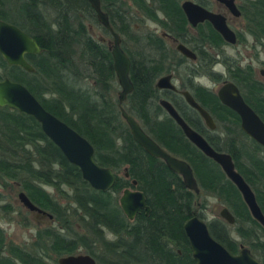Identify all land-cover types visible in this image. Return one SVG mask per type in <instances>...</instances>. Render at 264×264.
Segmentation results:
<instances>
[{"label": "trees", "instance_id": "trees-1", "mask_svg": "<svg viewBox=\"0 0 264 264\" xmlns=\"http://www.w3.org/2000/svg\"><path fill=\"white\" fill-rule=\"evenodd\" d=\"M182 1L100 0V7L114 31L129 39L122 40L121 47L131 62L133 88L122 105L160 147L190 165L200 195L186 189L178 174L132 139L120 104L112 96L118 83L111 50L92 36L89 26L109 32L98 23L87 0H0V20L20 27L41 48V54L25 56L34 67L31 74L9 67L0 54V79L8 77L25 85L48 112L82 135L93 146L97 164L111 167L116 176L111 190H94L34 118L1 107L0 182L18 183L36 207L52 215L49 221L54 225L36 231L29 248L6 242L0 229V264H57L62 255L79 249L97 264H196L183 224L193 213L206 219L208 197L227 207L235 218L230 226L220 218L209 221L211 236L230 253L244 245L264 264V227L252 218L219 165L186 139L159 104L160 99L168 100L214 150L231 156L264 214V148L242 132L239 117L221 104L215 90L196 80L203 76L216 84L235 83L263 122L264 82L250 65L243 67L226 56L218 61L225 45L222 37L207 22L191 27ZM194 1L209 8L206 0ZM135 9L164 37L134 33ZM240 11L252 41L264 47V0H242ZM166 37L187 46L197 59L179 55L167 45ZM218 62L224 66L222 71L215 70ZM170 73L179 90L189 91L209 112L215 131L205 128L179 93L155 87L159 76ZM129 187L141 191L150 208L148 215L140 211L133 221L125 217L118 202ZM2 198L0 193V210L6 213L10 203Z\"/></svg>", "mask_w": 264, "mask_h": 264}, {"label": "water", "instance_id": "water-1", "mask_svg": "<svg viewBox=\"0 0 264 264\" xmlns=\"http://www.w3.org/2000/svg\"><path fill=\"white\" fill-rule=\"evenodd\" d=\"M90 7L95 11L98 23L102 28L109 31L113 38V43L109 47L111 50V58L113 59V70L119 84L118 101L123 103L127 95L132 91V82L129 79L130 59L121 48V38L119 34L110 26L107 13L100 7V0H87ZM223 4L232 15L239 17L235 0H214ZM181 9L186 16L188 24L196 27L200 22L207 21L211 23L214 30L219 33L224 41L229 44H235L236 34L227 25L225 16L207 10L199 3L192 0H184L181 2ZM176 49L187 59L194 60L196 55L185 45L178 44ZM0 54L5 63L10 67H18L26 73L34 72L32 64L28 63L25 56L30 54H41V48L32 36H29L20 27L0 20ZM259 74L264 78V69L259 70ZM156 88L177 91L171 82V74L159 77ZM183 99L187 105L194 109L199 117L205 123L207 129L215 130V122L209 112L202 108L198 102L191 96L188 91H181ZM216 95L221 104L232 110L240 119L239 127L242 132L264 148V122L254 110L245 103L241 96L237 85L226 82L218 90ZM160 105L168 113L171 119L175 120L184 136L190 141L194 147L201 151L205 157L218 164L224 172L227 179L232 181L238 192H240L243 202H245L252 218L264 227V214L260 211L258 203L255 199V193L249 187L248 183L243 179L239 171H236L231 156L222 151L214 150L207 140L201 134L192 130L185 120L179 116L172 104L167 100H161ZM7 107L10 110H16L20 114H25L34 118L43 134L59 148L64 158L71 165L79 168L81 176L89 187L99 192H107L111 190L115 183L116 176L112 168L99 166L95 161L94 148L90 143L71 126L65 124L57 116L48 112L32 95L25 85L20 84L3 77L0 79V108ZM120 112L122 119L127 124L132 139L151 157L160 159L166 164L172 173H177L182 178L185 188L193 191L195 194L199 192L198 184L195 181L194 173L190 165L183 160L172 156L162 149L153 139H151L142 129L141 125L128 114L121 106ZM124 176H127L125 172ZM136 182L132 181V186ZM119 207L125 217L133 221L136 213L140 210L146 215L149 214L150 208L146 204V197L143 193L136 189L126 188L119 196ZM18 200L30 212L46 215L52 218L51 214L36 207L24 192L18 194ZM220 217L227 223H234V216L226 207L219 210ZM185 236L188 239L191 248L192 258L196 264H260L257 258L251 254L247 247L241 246L237 254H231L225 246L219 244L213 236H211L208 225L199 217L192 216L183 224ZM57 264H97L94 257L88 253H75L72 255H62L57 259Z\"/></svg>", "mask_w": 264, "mask_h": 264}, {"label": "rangeland", "instance_id": "rangeland-1", "mask_svg": "<svg viewBox=\"0 0 264 264\" xmlns=\"http://www.w3.org/2000/svg\"><path fill=\"white\" fill-rule=\"evenodd\" d=\"M209 2L210 9L214 12L223 13L229 22V26L233 30L242 31V35H244L245 39L241 42H238L236 45H224L222 48V56L230 57L232 60L239 62L241 66L250 65L252 70L256 76H258L261 80L264 79L258 74L260 69H264V47L256 46L255 42L252 41L251 37L244 32V24L245 21L243 19H236L232 15H230L226 9L217 2L213 0H206ZM242 0H236L238 5H241ZM134 12V11H133ZM141 19V18H140ZM134 33H146L147 31L155 32L162 35V31L151 22L146 21L136 22L133 25ZM92 36L96 39H99L102 42L107 43L109 46L113 43V38L102 31L101 28L93 25L89 26ZM122 40L128 41V37H121ZM167 39V45L170 48L175 49V42H173L169 37ZM215 69L222 71L224 66L221 63L216 64ZM203 81V82H198ZM197 82L202 86H205L211 90H217L220 85L211 82L207 77H202L197 80ZM120 87H117V90L112 94L113 98L117 100L118 92ZM124 108V106H123ZM125 109V108H124ZM20 192H24L20 189L18 183L12 181L0 182V193L2 194V199L4 202L10 203V210L6 213L3 210H0V229L3 231L6 242L11 241L15 245H21L28 247L35 240L36 231L45 226L54 225L53 222H48L47 219L40 216V214L36 212H30L26 209L21 202L18 200V194ZM211 197H208L209 204L208 209L205 211L204 215H206V221L209 222V216L214 218L218 217L217 208H219L220 203L216 200V203H212L210 200ZM83 249H79L75 253H83ZM73 253V254H75ZM53 262V261H52ZM54 264V263H53ZM56 264V262H55Z\"/></svg>", "mask_w": 264, "mask_h": 264}, {"label": "flooded vegetation", "instance_id": "flooded-vegetation-1", "mask_svg": "<svg viewBox=\"0 0 264 264\" xmlns=\"http://www.w3.org/2000/svg\"><path fill=\"white\" fill-rule=\"evenodd\" d=\"M184 1V0H183ZM193 2H195L194 0H192ZM214 1V0H213ZM216 2V1H215ZM197 3V2H196ZM182 4V3H181ZM198 4V3H197ZM200 4V3H199ZM219 4V3H218ZM221 4V3H220ZM219 4V5H220ZM201 5V4H200ZM225 9H226V11L230 14V15H232V13H230L228 10H227V8L223 5V4H221ZM235 5H236V7H237V9H238V11H240V5H238L237 3H236V0H235ZM202 6V5H201ZM204 7V6H203ZM204 8H206V7H204ZM207 10H211L210 9V5H209V8H206ZM212 11V10H211ZM133 12V11H132ZM183 12V11H182ZM214 12V11H213ZM216 13H219V12H216ZM221 13V12H220ZM219 13V14H220ZM221 14H223V13H221ZM224 15V14H223ZM133 16L135 17V21H134V24L133 25H135V23L136 22H143V23H146V21L144 20V18L141 16V15H139V13H138V11L135 9L134 10V12H133ZM225 16V15H224ZM234 18H236V19H243L242 18V12L240 11V16L239 17H236V16H234V15H232ZM186 17V16H185ZM141 18V19H140ZM225 19H226V22H227V25L229 26V22H228V20H227V17L225 16ZM187 20V19H186ZM204 22H207V21H204ZM188 23V22H187ZM200 23H203V22H200ZM199 23V24H200ZM208 23V22H207ZM198 24V25H199ZM209 24H211V23H209ZM132 25V26H133ZM197 25V26H198ZM191 26V25H190ZM196 26V27H197ZM212 26V25H211ZM192 27V26H191ZM196 27H193V28H196ZM133 28H134V26H133ZM159 28V27H158ZM212 28H213V26H212ZM229 28L231 29V27L229 26ZM214 29V28H213ZM161 30V29H160ZM233 32H235V34H236V42H235V44H232V45H236L238 42H241L242 40H243V38L245 39V37H244V35H242V31H243V29H242V31H238V30H233V29H231ZM108 31V30H107ZM109 32V31H108ZM244 32L246 33V34H248L249 35V33L247 32V30H246V25L244 24ZM147 33H155V32H150V31H147L146 33H141V34H139V33H137L139 36H141V35H145V34H147ZM217 33V32H216ZM156 35L158 34V33H155ZM219 34V33H218ZM109 35H110V33H109ZM158 35H160V34H158ZM220 35V34H219ZM111 36V35H110ZM120 36V35H119ZM160 36H163L164 37V35L162 34V35H160ZM221 36V35H220ZM222 37V36H221ZM167 38V37H166ZM240 38V39H239ZM171 39V38H170ZM223 39V38H222ZM167 40V39H166ZM172 40V39H171ZM173 42H175L174 40H172ZM223 41H224V39H223ZM254 42V41H253ZM121 43H122V38H121ZM224 43H225V45H230V46H232L231 44H229V43H226L225 41H224ZM181 44V43H180ZM176 45H178V43L177 42H175V49H176ZM183 45V44H182ZM110 47V46H109ZM187 47V46H186ZM122 48V47H121ZM188 48V47H187ZM189 49V48H188ZM189 50H191V49H189ZM176 51H177V49H176ZM192 51V50H191ZM178 52V51H177ZM193 52V51H192ZM179 53V55L181 54L180 52H178ZM194 53V52H193ZM195 54V53H194ZM182 55V54H181ZM196 55V54H195ZM183 56V55H182ZM222 57V54H219L217 57H216V59H218V61H222V59H223V57ZM185 57V56H184ZM186 58V57H185ZM196 59H197V55H196ZM196 59H194V60H191V61H195ZM189 60V59H188ZM217 64H219V62L217 63ZM216 65V64H215ZM215 70H217V69H215ZM261 70V69H260ZM217 71H220V70H217ZM171 74V82L174 84V86H175V88H177V91H173V90H169V91H173V92H177V93H179L180 95H181V97L183 98V96H182V94H181V91H187V90H179V88H178V81H176L175 80V78H173V74L172 73H170ZM170 74H165V75H170ZM258 74H259V71H258ZM165 75H161V76H165ZM161 76H159V77H161ZM203 77V76H202ZM262 77V76H261ZM263 78V77H262ZM199 79V78H198ZM197 79V80H198ZM264 79V78H263ZM159 80V79H158ZM157 80V81H158ZM197 80H196V82H197ZM157 81H156V83H157ZM226 82H230V81H223L221 84H218V85H220V87L222 86V85H224V83H226ZM118 83V82H117ZM198 83V82H197ZM232 83V82H231ZM199 84V83H198ZM233 84H235V83H233ZM200 85V84H199ZM118 86H119V84H118ZM155 87H156V84H155ZM219 87V88H220ZM238 87V86H237ZM218 88V89H219ZM158 89V88H157ZM217 89V90H218ZM239 89V88H238ZM160 90V89H159ZM161 90H167V89H161ZM240 91V90H239ZM189 92V91H188ZM216 92V91H215ZM190 93V92H189ZM241 94V93H240ZM193 97V96H192ZM244 99V98H243ZM117 100H118V98H117ZM161 100H166V99H160V102H161ZM185 100V99H184ZM168 101V100H167ZM119 102V101H118ZM124 102H125V100H124ZM123 102V103H124ZM160 102H159V104H160ZM169 102V101H168ZM123 103H120L119 102V112H120V106L123 108ZM170 103V102H169ZM171 104V103H170ZM187 104V103H186ZM161 106V105H160ZM173 106V105H172ZM162 107V106H161ZM163 108V107H162ZM124 109V108H123ZM175 109V108H174ZM125 110V109H124ZM164 110V109H163ZM126 111V110H125ZM166 111V110H165ZM177 111V110H176ZM128 113V112H127ZM167 113V112H166ZM179 114V113H178ZM167 115H168V113H167ZM169 116V115H168ZM180 116V115H179ZM121 117H122V115H121ZM170 117V116H169ZM181 117V116H180ZM171 118V117H170ZM135 119V118H134ZM201 119V118H200ZM173 120V119H172ZM183 120V119H182ZM124 121V120H123ZM175 121V120H174ZM203 121V120H202ZM186 122V121H185ZM215 122V121H214ZM125 123V122H124ZM139 123V122H138ZM176 123V122H175ZM203 124H204V126H205V128L207 129V127H206V125H205V123L203 122ZM188 125V124H187ZM178 126V125H177ZM189 126V125H188ZM179 127V126H178ZM190 127V126H189ZM191 128V127H190ZM215 128H216V122H215ZM143 129V128H142ZM192 129V128H191ZM193 130V129H192ZM209 131H215V130H210V129H208ZM196 131V130H195ZM200 134V133H199ZM149 136V135H148ZM203 137V136H202ZM204 138V137H203ZM205 139V138H204ZM206 140V139H205ZM157 143V142H156ZM209 143V142H208ZM158 144V143H157ZM162 148V147H161ZM162 149H164V148H162ZM165 150V149H164ZM166 151V150H165ZM217 151H219V150H217ZM167 152V151H166ZM223 152V151H222ZM167 153H169V152H167ZM225 153V152H224ZM227 154V153H226ZM173 156V155H172ZM176 157V156H175ZM160 160V159H159ZM232 160V159H231ZM186 162V161H185ZM235 166V165H234ZM220 167V166H219ZM222 171V170H221ZM114 172V171H113ZM177 174V173H176ZM127 176H128V174H127ZM126 177V176H125ZM127 178V177H126ZM195 178V177H194ZM182 179V178H181ZM134 181V180H133ZM136 182V181H135ZM197 183V182H196ZM183 184V183H182ZM198 184V183H197ZM131 185H132V183H131ZM136 185V184H135ZM135 185H133V186H135ZM185 187V186H184ZM250 187V186H249ZM129 188H131V187H129ZM199 188V187H198ZM126 189V188H125ZM131 189H136L135 187L134 188H131ZM186 189H188V188H186ZM136 190H138V189H136ZM189 190V189H188ZM191 191V190H190ZM191 192H193V191H191ZM194 193V192H193ZM122 194V193H121ZM120 194V195H121ZM195 194V193H194ZM119 195V196H120ZM196 195H200L199 194V192L196 194ZM146 197V196H145ZM118 198H120V197H118ZM118 202H119V200H118ZM222 207H225L224 205H222L221 203H220V206H219V208H217V214L219 213V210L222 208ZM227 208V207H226ZM228 209V208H227ZM140 211H142V210H140ZM140 211H138V212H140ZM229 211V210H228ZM137 212V213H138ZM136 213V214H137ZM231 213V212H230ZM193 216L195 215V216H197V217H199V215H196V213H193L192 214ZM40 216H42V217H44L45 219H47L48 220V222H49V220L51 219V218H48L46 215H43V214H40ZM192 217V216H191ZM200 219H202L201 217H199ZM222 219L221 217H220V214H218V217L217 218H213V219ZM213 219H211V220H213ZM206 224L207 223H209L208 221H206V219H202ZM211 220H209V221H211ZM223 220V219H222ZM224 221V220H223ZM235 221V220H234ZM225 222V221H224ZM226 223V222H225ZM227 224V223H226ZM229 225V224H228ZM230 225H233V224H230ZM229 225V226H230ZM209 229V228H208ZM215 239V238H214ZM216 240V239H215ZM220 244V243H219ZM241 246L242 245H240V249H241ZM244 246V245H243ZM245 247V246H244ZM226 248V247H225ZM240 249H239V251H240ZM238 251V252H239ZM237 252V253H238ZM237 253H235V254H237ZM232 254V253H231ZM234 254V253H233Z\"/></svg>", "mask_w": 264, "mask_h": 264}, {"label": "clouds", "instance_id": "clouds-1", "mask_svg": "<svg viewBox=\"0 0 264 264\" xmlns=\"http://www.w3.org/2000/svg\"><path fill=\"white\" fill-rule=\"evenodd\" d=\"M198 82H203V81H198ZM211 202L214 204L216 203V200L214 198H210ZM214 217L209 216V220L213 219Z\"/></svg>", "mask_w": 264, "mask_h": 264}]
</instances>
